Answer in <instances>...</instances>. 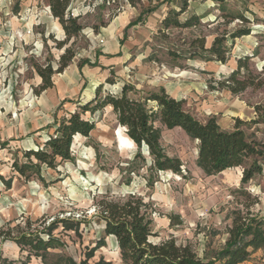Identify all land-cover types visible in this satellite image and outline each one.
Segmentation results:
<instances>
[{"label":"rangeland","instance_id":"rangeland-1","mask_svg":"<svg viewBox=\"0 0 264 264\" xmlns=\"http://www.w3.org/2000/svg\"><path fill=\"white\" fill-rule=\"evenodd\" d=\"M135 1L131 5L128 0H71L68 15L77 16L82 29L68 38L46 0H0V231L9 230L14 236L23 230L39 231L46 239L41 230L53 219L82 220L77 234L60 223L52 231L62 245L47 250L48 264H67L64 256L83 259L86 248L102 234L96 203L103 198L122 201L129 193L153 204L152 241L172 236L177 243H190L200 257L211 254L225 241L231 221L228 213L234 207L232 190L253 161L249 157L243 165L206 175L196 165L197 140L156 119L165 153L178 157L182 165L179 174L152 172L146 146L138 148L120 129L111 106H105L94 115L83 114L95 121V127L87 137L74 136L71 160L58 163L55 169L43 166L42 180L19 176L12 169L13 160L23 161V150L41 146L54 123L92 98L99 84L102 96L119 95L122 85L129 84L133 89L128 95L137 98L164 87L183 99V107L198 120L214 116L222 129L231 130L239 118L246 134L264 142V0H188L179 19L197 14L200 23L169 28L165 35L159 30L161 20L170 8H178L179 0ZM155 5L154 11L127 27L142 10ZM239 13L244 20L233 17ZM237 28H248L249 34L231 41L229 34ZM220 34L226 35L229 49L224 63L187 57L174 60L168 54L169 50L186 54L197 37H203L209 47ZM66 49L74 53L73 58L61 72H54L53 85L40 91L34 65L50 63L56 70ZM149 55L157 60H149ZM245 55L250 59L244 76L261 80L262 85L238 93L220 87L217 81ZM112 60L118 63L107 67ZM147 104L152 107L155 102ZM138 151L143 159L135 157ZM1 178L11 180L9 188ZM245 185L259 198L252 210L264 216V165ZM172 214L179 216L180 223L169 225ZM105 242L89 262L103 257L123 264L115 239L107 236ZM26 254L27 247L20 250L0 236V264H42L35 256L27 262ZM240 264H264V249Z\"/></svg>","mask_w":264,"mask_h":264},{"label":"trees","instance_id":"trees-1","mask_svg":"<svg viewBox=\"0 0 264 264\" xmlns=\"http://www.w3.org/2000/svg\"><path fill=\"white\" fill-rule=\"evenodd\" d=\"M170 1L172 0H160L159 3ZM46 2L52 16L60 23L68 38L80 32L82 26L77 21V16L68 15L71 0H46ZM128 2L131 5L136 3L135 0H128ZM187 6L188 0H179L177 9L170 8L168 10L161 20L159 30L162 35H165L164 30L169 28H188L200 23L201 16L197 14H191L184 20L179 19L180 14L186 10ZM156 8L155 5L142 10L133 21L128 23L127 27L141 21L143 15ZM233 17L245 19L240 13ZM247 34H249L248 28H237L229 34V38L233 41L236 37ZM226 41L225 34L216 35L210 46L206 47L204 38L197 37L191 40L186 54L179 50H169L168 54L174 60L178 57H187L224 63L229 51ZM61 44L59 43V45ZM73 56L74 53L70 49H66L59 58L56 70L50 63L34 65V69L41 79L40 91L53 85L52 75L54 72H61ZM155 57L149 55L148 59L157 60ZM248 59L250 56L247 55L238 58L236 68L218 80L217 84L227 88L231 93L241 92L248 86H261L263 83L261 80L255 81L243 74L244 69H248ZM80 66L81 63L78 64V67ZM106 81L112 82L111 78H107ZM101 88L102 85L99 84L92 98L78 104V109L57 120L52 126L53 131L47 135L41 146L23 150V161L13 160L12 169L26 181L33 178L42 180L43 166L55 169L58 163L71 160L74 136L87 137L94 129L95 121L84 118L83 114L89 112L94 115L105 106H111L120 129L138 148L141 145L146 146L152 159L149 165L152 172L154 170H171L179 174L182 165L178 157H171L165 153L160 142V128L154 125L156 119L166 128L179 127L191 139L197 140L196 165L206 175L243 165L249 157H252L253 161L248 168H244L239 186L232 190L234 207L228 213L231 221L225 229L227 234L225 241L219 249L211 254L206 253L200 257L190 243H177L172 236L152 241L151 237L155 235L152 231L153 204L150 200H144L142 195L129 193L122 201L103 198L96 203L97 215L103 221L102 234L96 238L93 246L86 248L83 259L76 261L70 256H64L63 259L67 264H91L89 259L99 247L106 244L107 236L115 238L123 264H240L248 260L255 251L264 249V216L252 210V207L259 203V198L252 195L245 185L252 179L254 173L261 172L264 165V142L245 133L240 127L244 121L235 118V124L231 130L222 129L214 116L202 122L183 107V99L172 97L164 87H160L157 91H150L139 98L128 95V92L133 89L129 84L122 85L119 95L106 94L102 96ZM148 101L155 102V107L148 106ZM258 108L257 105L254 106L256 111ZM135 157L143 159L139 151L136 152ZM1 179L6 188H9L11 180ZM169 219V225L181 221L176 214L170 215ZM81 221L71 217L53 219L43 228L44 230H41L47 234L46 239L40 236L39 231L33 234L24 230L16 236L11 235L9 230L0 231V236L15 242L20 250L27 247L26 258H29L30 255L39 256L43 264H48L46 262L47 250L62 245L61 240L54 236L52 231L60 223L63 229L74 230L77 234ZM11 263L8 262V264ZM94 264L113 263L111 260L99 257Z\"/></svg>","mask_w":264,"mask_h":264},{"label":"crops","instance_id":"crops-1","mask_svg":"<svg viewBox=\"0 0 264 264\" xmlns=\"http://www.w3.org/2000/svg\"><path fill=\"white\" fill-rule=\"evenodd\" d=\"M117 60H112V61H107V63H106V66L107 67H113L114 66V64H116V63H118V62H116ZM167 93L168 94H171L170 93V91L167 89ZM171 96L172 97H174V98H176L174 95H172L171 94ZM176 99H179V98H176ZM153 107H155V105L153 106ZM222 172V171H221ZM113 237V236H112ZM114 238V237H113ZM115 239V238H114ZM115 242H116V240H115ZM116 245H117V242H116ZM118 248V247H117ZM31 256H34V255H30V257L28 258V260H27V262H29L30 261V258H31ZM35 257H39V256H35ZM40 258V257H39ZM41 259V258H40ZM98 260V259H97ZM41 261H42V259H41ZM42 264H43V261H42Z\"/></svg>","mask_w":264,"mask_h":264}]
</instances>
